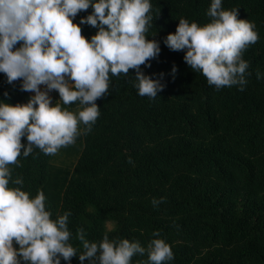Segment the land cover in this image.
Wrapping results in <instances>:
<instances>
[{
	"label": "trees",
	"instance_id": "16d2710c",
	"mask_svg": "<svg viewBox=\"0 0 264 264\" xmlns=\"http://www.w3.org/2000/svg\"><path fill=\"white\" fill-rule=\"evenodd\" d=\"M211 2L150 0L154 19L146 35L161 50L141 71L153 79L163 73L164 90L155 99L139 96L131 69L127 77H111L108 94L95 101L98 119L79 136L81 150L58 205L46 194L52 155L34 147L24 157L21 149L19 166L8 165L9 188L30 198L43 191L53 220L71 213L68 229L77 255L83 246L76 232L83 228L89 242L107 235L147 248L152 239H163L174 254L166 264H264V0H222L224 10L238 9L237 18L254 23L259 34L243 54L249 63L244 91L216 90L184 63L183 51L164 44L181 18L209 23ZM91 12L73 19L89 41L98 29L79 22ZM20 84H9L0 73V103L26 104L31 96ZM161 197L165 202L153 207V198ZM156 231L160 236H153ZM147 260V253L135 255L130 264ZM68 264H80L78 256Z\"/></svg>",
	"mask_w": 264,
	"mask_h": 264
},
{
	"label": "clouds",
	"instance_id": "9594fccd",
	"mask_svg": "<svg viewBox=\"0 0 264 264\" xmlns=\"http://www.w3.org/2000/svg\"><path fill=\"white\" fill-rule=\"evenodd\" d=\"M89 8L91 14L79 23L98 29L90 41L73 23L79 12ZM206 15L210 22L203 26L181 18L164 44L170 51H183L184 63L216 90L239 86L244 91L249 63L243 54L259 40L256 26L238 19V9L224 10L222 0H212ZM153 19L150 0H0V73L9 84L20 80L21 91L34 93L26 104L0 103V264H61V259L68 264L77 256L80 264L85 260L88 264H130L133 256L145 253L147 264L174 259L163 239H152L147 248L107 235L98 243L89 242L83 228L76 232L83 246L77 255L70 243V212L53 220L43 191L30 198L19 187H8V165L19 166L21 149L24 157L34 147L55 155L80 135H87L100 115L95 101L108 94L111 77H127L131 69L139 96L155 99L164 90L163 73L153 79L141 71V65L150 67L146 62L157 58L161 50L155 39H147ZM18 43L20 47L13 50ZM176 71L173 66V78ZM53 90L60 97L55 104L49 96ZM73 103L82 110L73 113L61 107ZM13 183L22 185V179ZM163 202V197L151 201L153 207Z\"/></svg>",
	"mask_w": 264,
	"mask_h": 264
},
{
	"label": "rangeland",
	"instance_id": "374dc122",
	"mask_svg": "<svg viewBox=\"0 0 264 264\" xmlns=\"http://www.w3.org/2000/svg\"><path fill=\"white\" fill-rule=\"evenodd\" d=\"M61 107L62 109L73 113H78L80 110H82L80 106L72 110H68L63 106ZM80 150L81 140L79 137H77L73 145L62 147L58 150L57 154L52 155L49 168V177L46 184V194L55 205H58L60 202L62 190L72 172Z\"/></svg>",
	"mask_w": 264,
	"mask_h": 264
},
{
	"label": "crops",
	"instance_id": "0c3cea01",
	"mask_svg": "<svg viewBox=\"0 0 264 264\" xmlns=\"http://www.w3.org/2000/svg\"><path fill=\"white\" fill-rule=\"evenodd\" d=\"M66 79H67V78H66ZM69 83H71V81H69ZM39 87H40V89H41L42 91L46 90V89H45V86H43V85H41V86H39ZM28 93H29L30 96H33V95H34V93H32V92H28ZM49 96L51 97V100H52V103H53V104H55V103H56L57 101H59V99H60L58 93H57L55 90L49 92Z\"/></svg>",
	"mask_w": 264,
	"mask_h": 264
}]
</instances>
